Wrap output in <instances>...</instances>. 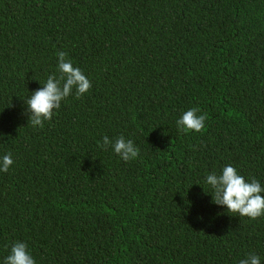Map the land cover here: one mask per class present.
<instances>
[{
	"label": "trees",
	"instance_id": "obj_1",
	"mask_svg": "<svg viewBox=\"0 0 264 264\" xmlns=\"http://www.w3.org/2000/svg\"><path fill=\"white\" fill-rule=\"evenodd\" d=\"M66 52L91 82L44 127L25 101ZM198 108L202 132L177 120ZM123 135L139 155L99 145ZM0 264H264V216L212 202L231 164L264 186V0H0Z\"/></svg>",
	"mask_w": 264,
	"mask_h": 264
},
{
	"label": "clouds",
	"instance_id": "obj_2",
	"mask_svg": "<svg viewBox=\"0 0 264 264\" xmlns=\"http://www.w3.org/2000/svg\"><path fill=\"white\" fill-rule=\"evenodd\" d=\"M58 72L50 74L46 83L33 91L25 101L28 122L33 127L43 128L45 121H50L54 110L61 107V102L72 95L75 89L77 98L83 96L91 88L90 80L79 67H74L66 52H58ZM198 108L185 111L177 120L178 129L182 132H202L205 127L206 114L197 113ZM107 150L111 146L114 153L123 161L129 162L139 155L137 148L131 139H125L123 135L110 140L103 137V144L99 145ZM14 164L12 154L9 152L0 157V172H8ZM206 184L212 189V202L216 205L226 206L229 213H238L239 216L248 217L251 220L264 216V186L260 181L252 178L245 180L239 174L236 167L226 165L221 173L213 171L206 176ZM3 264H36L35 259L28 250V245L22 241L12 244L9 254L4 258ZM239 264H261V258L255 253L247 254Z\"/></svg>",
	"mask_w": 264,
	"mask_h": 264
}]
</instances>
